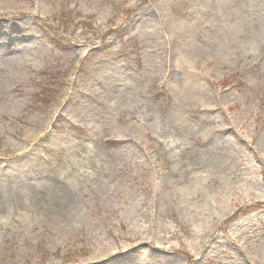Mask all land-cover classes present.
I'll use <instances>...</instances> for the list:
<instances>
[{
  "label": "rangeland",
  "instance_id": "rangeland-1",
  "mask_svg": "<svg viewBox=\"0 0 264 264\" xmlns=\"http://www.w3.org/2000/svg\"><path fill=\"white\" fill-rule=\"evenodd\" d=\"M0 264H264V0H0Z\"/></svg>",
  "mask_w": 264,
  "mask_h": 264
},
{
  "label": "bare ground",
  "instance_id": "bare-ground-1",
  "mask_svg": "<svg viewBox=\"0 0 264 264\" xmlns=\"http://www.w3.org/2000/svg\"><path fill=\"white\" fill-rule=\"evenodd\" d=\"M230 19V21H232V19L231 18H229ZM232 23L234 24V22L232 21ZM197 24H202L200 21H197ZM202 26H204V25H202ZM224 54H227V53H229V52H227V51H222Z\"/></svg>",
  "mask_w": 264,
  "mask_h": 264
}]
</instances>
